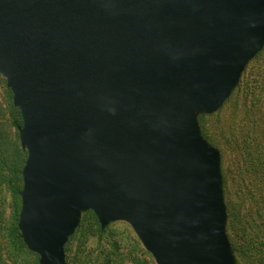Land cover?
Listing matches in <instances>:
<instances>
[{"label":"water","instance_id":"1","mask_svg":"<svg viewBox=\"0 0 264 264\" xmlns=\"http://www.w3.org/2000/svg\"><path fill=\"white\" fill-rule=\"evenodd\" d=\"M264 46V0H0V75L18 108L17 227L65 264L81 214L130 225L155 264H235L218 110Z\"/></svg>","mask_w":264,"mask_h":264},{"label":"rangeland","instance_id":"2","mask_svg":"<svg viewBox=\"0 0 264 264\" xmlns=\"http://www.w3.org/2000/svg\"><path fill=\"white\" fill-rule=\"evenodd\" d=\"M1 78L0 75V254L5 247L1 231L15 207L9 180L15 177L14 168L22 157L13 146L11 122L17 117L9 109ZM227 100L206 121L220 153L224 202L236 213L237 232L226 229L227 219L225 230L233 239L235 264L236 259L238 264H264V50L249 64L240 86ZM252 109L256 125L250 119ZM80 220L67 243V264H155L126 222L114 221L101 230L89 213Z\"/></svg>","mask_w":264,"mask_h":264},{"label":"trees","instance_id":"3","mask_svg":"<svg viewBox=\"0 0 264 264\" xmlns=\"http://www.w3.org/2000/svg\"><path fill=\"white\" fill-rule=\"evenodd\" d=\"M263 50H264V46L248 62L244 71L241 74V77H240L236 87L240 86L242 76L245 73V71L247 70V67L249 66V64L253 60L257 59L262 54ZM1 80L3 82L2 87H3V91L5 93V98L7 100V104L9 106V109L11 112L15 113V116L17 117V119L13 118V120L11 122L13 129H14V141H13L14 145L13 146L16 148L17 152H19L21 154L22 157H21L19 165L14 168L15 177L13 176L9 180V183L11 184V194H12L13 199L15 201V207L13 208V213L11 215V218L7 222V226L3 227L2 231H1V237H3V240L5 241V247H4V252L2 254H0V264H8V263L9 264H39L38 263V259H39L38 255L35 254L34 252H31L30 250H28L26 248V246L24 245V243L20 237V232H19L18 227H17L18 213H19V209H20L19 191L22 187L21 169H22L23 162H24V159L26 156V152L23 149H21L19 142H18L17 127L21 125V116H20L19 110H18V108L14 107L12 102H11V92L6 87L4 78H1ZM233 91L230 94V96L233 94ZM230 96L228 98H230ZM208 116H210V114H198L196 116V120H197V124H198L199 130H200L201 136L207 142H209L211 145L214 146V143L212 141L213 139L211 138V136L209 135V133L207 131L206 121H207ZM255 118H256L255 117V111H254V109H252L250 112V119L252 120V123L254 125H256V121H257V118L256 119ZM261 122H263V121L261 120ZM262 128H264V127H262ZM256 149H258V148H256ZM222 181H223V187H225V179H224L223 175H222ZM225 204H226V216H227V218H226L227 219L226 229H228V230L230 229V232L235 233V232H237L236 231V213L234 212L233 207L229 203H227V201H225ZM88 213L91 216H93L94 218H96L95 215L93 214V212L90 210L83 212L81 214V217H82V215L88 214ZM79 226H80V223H79ZM78 227L76 228L75 231H77ZM99 227H100V225H99ZM100 229H101V227H100ZM101 230H103V229H101ZM75 231H74V233H75ZM242 232L243 231H240L239 233H242ZM227 236H228L230 245H232V251L234 252L235 246L233 245L234 244L233 239L231 238V235L229 236V233L227 234ZM71 238H72V235L69 237L67 243L69 242V240ZM67 243L64 246L65 260H66L65 264H67V256H66ZM5 252L7 254V258L5 256ZM234 255H235V253H234ZM107 262H108V260H107ZM108 264H111V262L109 261ZM236 264H238L237 259H236Z\"/></svg>","mask_w":264,"mask_h":264}]
</instances>
